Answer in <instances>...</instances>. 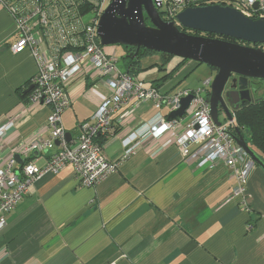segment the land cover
Here are the masks:
<instances>
[{
	"label": "crops",
	"instance_id": "obj_1",
	"mask_svg": "<svg viewBox=\"0 0 264 264\" xmlns=\"http://www.w3.org/2000/svg\"><path fill=\"white\" fill-rule=\"evenodd\" d=\"M17 40L12 16L0 9V126L16 117L0 156L33 135H49L50 107L33 105L26 91L36 60L29 49L12 51ZM106 49L117 56L115 45ZM167 81L161 83L162 93L180 91L170 90ZM70 93L72 104L62 119L67 136L76 140L79 124L111 90L79 79ZM134 103L122 107L127 118L117 121L114 132L97 140L110 159L121 161L119 168L91 187L81 185L69 163L31 186L0 232V264H264V169L256 164L252 170L247 211L239 199L225 201L234 184L226 164L187 161L177 143L151 141L122 159L121 140L130 131L158 113L170 115L167 106L157 108L150 101L130 111ZM56 151L50 148L37 161L43 164Z\"/></svg>",
	"mask_w": 264,
	"mask_h": 264
},
{
	"label": "built area",
	"instance_id": "obj_2",
	"mask_svg": "<svg viewBox=\"0 0 264 264\" xmlns=\"http://www.w3.org/2000/svg\"><path fill=\"white\" fill-rule=\"evenodd\" d=\"M111 0H0V9L10 13L18 33L12 45L14 53L29 49L35 58L37 71L30 80L29 100L33 105L51 109L45 128L47 138L33 135L16 144L0 156V232L7 224V215L30 192L31 186L48 175H56L69 163L76 167L81 185L95 187L120 166L112 160L97 141L99 136L114 132L117 121L127 118L121 111L131 105L132 111L139 102L150 101L155 107L167 106L170 113L181 107L184 97L192 96L182 117L169 120L158 113L130 131L122 140V159L129 157L149 142L166 139L177 143L187 161L198 159L208 167L222 162L234 179L226 202L239 199L250 211L248 182L255 162L246 150L232 138L236 119L217 125L211 114L210 84L203 88L183 89L165 95L144 80L134 79L118 67L115 52L108 53L102 45L97 29L104 10ZM157 10L167 22L179 25L178 14L187 7L218 4L231 6L253 19L264 18V0H155ZM88 3L91 13L79 15V7ZM82 45V50L72 47ZM264 49V45L262 46ZM79 79L102 82L111 95L101 103L88 120L79 124L76 140H68L62 115L72 104L70 88ZM186 117H189L186 120ZM16 117L9 116L0 126V145ZM56 141L59 142L56 145ZM50 148L57 151L40 164L37 159L47 157ZM35 152L39 157H35ZM19 154L23 163L15 156Z\"/></svg>",
	"mask_w": 264,
	"mask_h": 264
},
{
	"label": "water",
	"instance_id": "obj_3",
	"mask_svg": "<svg viewBox=\"0 0 264 264\" xmlns=\"http://www.w3.org/2000/svg\"><path fill=\"white\" fill-rule=\"evenodd\" d=\"M156 4L155 0H111L98 23L97 32L102 45L144 47L209 65L216 71L210 84L212 118L221 125L222 109L226 119L234 120L228 104L238 108L240 104L257 99L258 90L252 85L255 80L264 81V18H249L234 7L211 4L185 8L178 14V25L165 21ZM181 27L217 37L188 33ZM242 42L259 46L252 47ZM31 88L29 85L26 91ZM191 98V95L184 97L181 107L171 112L168 119L182 117ZM231 135L255 164L264 169V160L238 125ZM68 140H71L69 136ZM35 155L39 156V153L35 152ZM15 158L23 163L19 154Z\"/></svg>",
	"mask_w": 264,
	"mask_h": 264
},
{
	"label": "trees",
	"instance_id": "obj_4",
	"mask_svg": "<svg viewBox=\"0 0 264 264\" xmlns=\"http://www.w3.org/2000/svg\"><path fill=\"white\" fill-rule=\"evenodd\" d=\"M11 1H15V0H11ZM91 11L92 9L90 8V5H88V3H85L79 7L78 14L83 16L87 14L88 12L91 13ZM181 30L186 31L188 33H193V34L217 37L216 35H212V34L202 33L198 31H190L189 29H186L183 27H181ZM226 38L228 40H233L232 38H228V37ZM72 48L75 50H82L84 46L79 45V46H75ZM124 51L125 53L122 55V59L124 62V72L134 79H141V78H138V75H140V72L146 71L148 69L144 67L141 61L142 60L141 58H144L143 56L148 55V54L149 55L154 54L155 52L152 50L146 49L144 47L143 48L124 47ZM162 54L164 56L165 63H164V66H162L161 68H158L160 72L166 70V62L171 58L170 54L168 53H162ZM150 66L153 67L154 65H150ZM173 73L174 72L171 71V72H167L161 75L160 77H157V78L154 77V79L152 78L151 82H148L144 79H141V80H144V82L147 85L154 86L158 90H160L161 83L166 82L172 76ZM162 94L171 95L168 93H162ZM256 98L257 99L252 100L251 102H245L241 104L240 107L236 108L235 119H236V125H238L241 131L247 132L248 137H249V139L247 140H249L250 145L258 153L264 155V96L256 97Z\"/></svg>",
	"mask_w": 264,
	"mask_h": 264
},
{
	"label": "rangeland",
	"instance_id": "obj_5",
	"mask_svg": "<svg viewBox=\"0 0 264 264\" xmlns=\"http://www.w3.org/2000/svg\"><path fill=\"white\" fill-rule=\"evenodd\" d=\"M117 48V56H121L125 53L124 47L120 45H115ZM113 52V51H112ZM110 54L111 51L108 50ZM141 58L142 63L145 68H148L146 71L140 72V77L152 79L153 77H160L161 75L173 71L174 73L168 79V83L170 82L168 88L170 90H181L184 88L196 90L204 87L205 80L208 78L214 79L216 75V71L205 63H200L195 60L183 59L179 56L170 55V59L166 62V70L160 72L158 68L164 66V56L160 52H155L154 54H148ZM117 65L119 68L124 70V62L122 57H120L117 61ZM150 65H154L153 67ZM150 68V69H149ZM77 81V80H76ZM75 81V82H76ZM74 82V83H75ZM96 83V82H95ZM98 83V82H97ZM166 83V84H168ZM253 89L258 90V93L255 95L256 97L264 96V82L261 80H255L252 85ZM210 88V87H209ZM189 117H186V120ZM220 120L222 123L226 121L225 114L222 112L220 114ZM246 139H249L246 131L243 132Z\"/></svg>",
	"mask_w": 264,
	"mask_h": 264
},
{
	"label": "flooded vegetation",
	"instance_id": "obj_6",
	"mask_svg": "<svg viewBox=\"0 0 264 264\" xmlns=\"http://www.w3.org/2000/svg\"><path fill=\"white\" fill-rule=\"evenodd\" d=\"M148 23H150L149 22V20H148ZM238 43H240V41H237ZM242 44H247V45H250V46H255V47H257V46H259V45H257V44H249V43H245V42H242ZM263 48V47H262ZM232 102L234 101V97H233V99L231 100ZM241 105V104H240ZM228 106H229V109L235 114V110H236V107L233 105L232 107L230 106V104H228ZM223 111H222V109H221V113H222Z\"/></svg>",
	"mask_w": 264,
	"mask_h": 264
}]
</instances>
